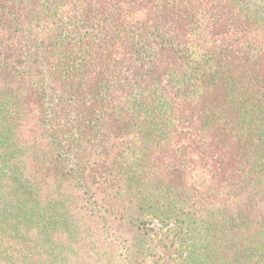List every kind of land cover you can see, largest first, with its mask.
Wrapping results in <instances>:
<instances>
[{"label":"trees","instance_id":"16d2710c","mask_svg":"<svg viewBox=\"0 0 264 264\" xmlns=\"http://www.w3.org/2000/svg\"><path fill=\"white\" fill-rule=\"evenodd\" d=\"M264 264V0H0V264Z\"/></svg>","mask_w":264,"mask_h":264},{"label":"rangeland","instance_id":"374dc122","mask_svg":"<svg viewBox=\"0 0 264 264\" xmlns=\"http://www.w3.org/2000/svg\"><path fill=\"white\" fill-rule=\"evenodd\" d=\"M153 229L158 234V254L159 258H156L147 264H177L178 258L175 254L176 246L172 238V234L168 232L167 228H161L157 223L153 224Z\"/></svg>","mask_w":264,"mask_h":264}]
</instances>
